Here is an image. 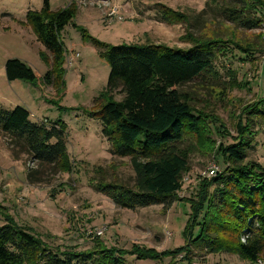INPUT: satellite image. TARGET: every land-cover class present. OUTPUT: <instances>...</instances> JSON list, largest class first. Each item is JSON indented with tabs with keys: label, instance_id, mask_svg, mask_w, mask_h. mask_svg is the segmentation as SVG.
<instances>
[{
	"label": "rangeland",
	"instance_id": "obj_1",
	"mask_svg": "<svg viewBox=\"0 0 264 264\" xmlns=\"http://www.w3.org/2000/svg\"><path fill=\"white\" fill-rule=\"evenodd\" d=\"M44 1L0 0V103L10 109L22 106L37 121L65 122L72 165L60 173L46 170L42 180L32 182L27 174L41 168L38 162L26 154L16 157L7 144L8 137L0 134V225L8 216L49 245L77 250L103 242L108 247L131 250L139 245L161 253L187 244L184 230L192 212L190 205L216 175H209L208 168L217 166L219 172L223 167L218 147L238 135L236 127L245 111L264 95V24L246 30L225 16L223 9L239 8L237 0H49L53 10L69 4L78 9L76 26L69 25L61 34L68 50L61 87L60 82H44L49 67L41 54L49 59L51 54L33 30L20 23L29 10L41 9ZM164 9L178 20L164 22L159 14ZM85 35L115 45L149 42L179 48H189L197 40L223 39L254 52L248 62L236 50L221 52L215 63L218 76L208 74L183 89L193 107L202 111L212 126L223 125L232 139L230 136L223 141L220 135L210 133L209 139L191 137L181 144L189 163L172 206L123 209L100 191L107 181L131 186L136 173L129 158L111 153L101 123L85 113L106 89L110 74L106 58ZM12 58L26 62L35 71V84L8 80L5 66ZM231 71H235L239 84L229 77ZM121 97L116 94L117 99ZM257 126L251 158L264 165V128ZM206 129L210 131L207 125ZM102 227L103 235L90 234ZM196 251L188 260L181 255L159 260L127 255L125 259L127 264L245 263L237 254ZM260 260L257 264H264V255Z\"/></svg>",
	"mask_w": 264,
	"mask_h": 264
},
{
	"label": "trees",
	"instance_id": "obj_2",
	"mask_svg": "<svg viewBox=\"0 0 264 264\" xmlns=\"http://www.w3.org/2000/svg\"><path fill=\"white\" fill-rule=\"evenodd\" d=\"M237 2L239 8L223 12L238 27L250 30L264 24V0ZM77 13L72 4L53 10L45 0L41 9L29 10L25 21L20 22L33 30L51 54V59L41 54L49 67L43 77L45 83L60 82L64 86L68 50L61 34L69 25L76 26ZM159 14L164 22L178 20L167 9L159 10ZM85 37L110 66L106 89L90 108H85V113L101 123L111 153L129 158L136 173L131 186L107 181L100 191L123 209L172 206L189 163L181 144L191 137L209 139L210 133L220 135L223 141L231 136L223 125L212 126L207 116L193 107L183 89L208 74L217 75L215 63L221 52L236 50L247 62L254 52L223 39L197 40L189 48H179L149 42L115 45L90 35ZM5 72L10 81H37L35 71L18 58L6 62ZM229 77L239 84L235 71ZM117 93L122 95L120 99ZM244 114L236 127L238 135L218 147L222 169L190 205L192 212L184 230L189 244L161 253L139 245H133L131 250L108 247L103 242L85 250L62 248L49 245L32 229L7 216L0 225V264H127V255L140 260L181 255L188 260L193 250L237 254L244 264H257L264 255V165L252 159L251 152L255 148V126L264 128V95ZM0 134L8 137L7 144L16 157L26 154L38 162L41 168L27 174L32 182L42 180L46 170L60 173L71 169L67 125L61 120L37 121L22 106L10 109L0 104Z\"/></svg>",
	"mask_w": 264,
	"mask_h": 264
},
{
	"label": "built area",
	"instance_id": "obj_3",
	"mask_svg": "<svg viewBox=\"0 0 264 264\" xmlns=\"http://www.w3.org/2000/svg\"><path fill=\"white\" fill-rule=\"evenodd\" d=\"M217 170H218L217 166H210L207 172L210 173L209 175H215L217 173ZM103 233H104V227L96 229V230L94 229V231H91L90 234L100 236V235H103ZM242 241H245V237L242 238ZM258 262H261V260L259 259Z\"/></svg>",
	"mask_w": 264,
	"mask_h": 264
},
{
	"label": "crops",
	"instance_id": "obj_4",
	"mask_svg": "<svg viewBox=\"0 0 264 264\" xmlns=\"http://www.w3.org/2000/svg\"><path fill=\"white\" fill-rule=\"evenodd\" d=\"M26 19V18H25ZM25 19L21 20V21H25ZM1 104V103H0Z\"/></svg>",
	"mask_w": 264,
	"mask_h": 264
}]
</instances>
